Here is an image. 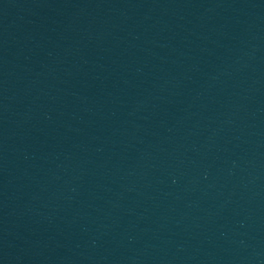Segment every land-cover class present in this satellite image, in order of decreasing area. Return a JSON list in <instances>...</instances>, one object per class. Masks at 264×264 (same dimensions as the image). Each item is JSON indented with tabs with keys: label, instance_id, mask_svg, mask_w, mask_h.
Returning a JSON list of instances; mask_svg holds the SVG:
<instances>
[{
	"label": "water",
	"instance_id": "obj_1",
	"mask_svg": "<svg viewBox=\"0 0 264 264\" xmlns=\"http://www.w3.org/2000/svg\"><path fill=\"white\" fill-rule=\"evenodd\" d=\"M264 232V0H0V264H233Z\"/></svg>",
	"mask_w": 264,
	"mask_h": 264
}]
</instances>
